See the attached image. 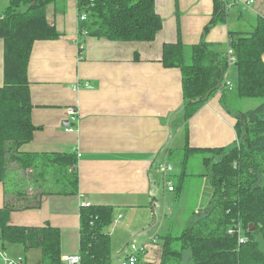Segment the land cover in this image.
Here are the masks:
<instances>
[{"label": "crops", "instance_id": "1", "mask_svg": "<svg viewBox=\"0 0 264 264\" xmlns=\"http://www.w3.org/2000/svg\"><path fill=\"white\" fill-rule=\"evenodd\" d=\"M230 1L234 5L226 22L215 25L205 35L207 42L218 43L224 49L230 30L249 32L255 19L264 16V0ZM9 2L0 0V11ZM155 10L162 18V28L153 41H111L85 36L80 52L76 43L79 20L76 0H55L47 6L46 18L61 35L33 44L27 76L31 121L36 130L20 151L74 153L78 191L44 194L39 208L11 211L9 224L49 223L57 227L62 256L78 254L80 207L110 205L113 220L106 231L114 250L112 264L124 256L129 243L143 248L137 264H158L162 246L157 237L164 224L156 213L160 206L159 187L162 185L164 200L167 193L158 165L166 151L169 160L174 146L183 148L186 142L190 147L211 148L230 145L237 139V113H231L225 105L230 92H225L222 99V93L213 94L185 120L181 108V72L178 68H165L160 61L164 43L199 42L213 12V0H155ZM2 46L0 39V85ZM262 58L264 61V54ZM69 108L77 116L74 125L70 123L71 131L66 130L72 119ZM17 182L20 186L22 181ZM4 201V185L0 182V208ZM0 246L10 250L8 257L2 252L4 262L24 256L21 264H41L40 253L33 260L28 258L31 249Z\"/></svg>", "mask_w": 264, "mask_h": 264}, {"label": "trees", "instance_id": "2", "mask_svg": "<svg viewBox=\"0 0 264 264\" xmlns=\"http://www.w3.org/2000/svg\"><path fill=\"white\" fill-rule=\"evenodd\" d=\"M55 0H10L0 11L3 82L0 85V182L5 201L0 208V242L17 244L25 251L39 248L41 264H62L61 233L57 227L9 224L11 211L39 208L44 194H76L77 157L72 152L32 153L20 151L36 127L31 121V97L27 68L35 41L60 37L46 18L47 6ZM77 43L86 36L111 41H153L162 28L155 0H76ZM222 0H213V12L198 43L181 40L164 43L161 63L181 72V108L189 119L219 88L227 71L224 46L209 43L206 33L226 22ZM228 45L235 55L236 98L261 99L254 109L236 115L237 139L230 145L190 147L186 142L183 164L189 155L203 152L212 193L207 208L178 235L165 232L158 264H182L184 250L192 264H264V16L255 19L249 32L230 30ZM226 90H222L224 98ZM224 104V103H223ZM73 125V124H72ZM16 163L37 191L26 194L19 176L9 169ZM187 174L182 171L174 190L182 189ZM22 176V175H20ZM173 190V191H174ZM9 194L24 200L18 207ZM113 220L110 205H82L79 209L80 264H112L111 238L106 228ZM231 231V232H229ZM243 241H240V239Z\"/></svg>", "mask_w": 264, "mask_h": 264}, {"label": "rangeland", "instance_id": "3", "mask_svg": "<svg viewBox=\"0 0 264 264\" xmlns=\"http://www.w3.org/2000/svg\"><path fill=\"white\" fill-rule=\"evenodd\" d=\"M232 7H230V9ZM226 15L228 16V12L226 13ZM76 43H77V40H76ZM226 50H227V47L225 51ZM234 64H231V67L229 66L230 67L229 71L232 68V74L230 75L228 73V77L230 78V80L233 81L231 82L232 88L231 89H228V88L218 89L215 93H222V90L223 91L226 90V92H230L229 94H227L228 95L227 100L229 102L225 103V105L227 106V109L231 111V113L239 114L249 109L256 108L258 105L262 103V100L233 97L234 95L232 93V90H233V84L235 81V74H234V69L232 66ZM225 77L226 75H224V78ZM71 124L74 125V123H71ZM166 153L164 157L166 156V159L168 160V157H169L168 150L166 151ZM205 156H209V154L203 153V152L191 154L188 156L186 163L183 164L182 162H183V157H184V150L181 146H174L171 157L168 160L173 165V168H174V172L171 175H169L170 176L169 181H171L173 186L177 185L179 175L182 171H184L187 174H191V175L186 176L184 178V180L182 181V189L179 193L175 190H174L175 192L167 191L165 195V200L163 197V194H164L163 188H162V185L160 184L161 185L159 187L160 195H158V198H159L158 205L160 206H159V210L156 212L157 218L160 220L162 219L164 220V224L160 231V234L164 233L165 230H167L173 235H178L188 223L196 219L197 215L201 214L207 208V205H208L211 193H212V189L210 186L209 177L206 175L207 169L204 166L203 161H202L203 157ZM14 167L16 168V170ZM9 168L10 170L15 171L17 174H19V176L17 177V180H20L26 183V185H24L25 187L24 189H26V191L31 187V190H28L26 192L27 195L31 196L37 192L34 189V186H32L30 182L23 180V179H19L20 175H23V174L27 175L28 172L25 173L14 162L13 163L11 162L9 164ZM14 197H15V200H14L15 206L20 207L25 204L24 200L16 197L15 194L8 196V199H10L11 201V199L13 200ZM164 202H165L166 208L164 206ZM163 208L165 209L163 210ZM166 215L167 217L165 218ZM157 239H158L159 244L162 246L161 239L159 237H157ZM0 244L2 243L0 242ZM10 245L21 248V246L17 244H10ZM140 249H141L140 250V253H141L143 251V248L141 247ZM0 251H1L0 264H6V262L2 260V256L5 254L8 257L10 250L5 251L4 249H2V246H0ZM2 252H4V254ZM112 252H114L113 249H112ZM37 253L41 254L40 249L32 248L31 252H29L27 256L29 259L31 258L33 260L35 259ZM12 260H16L19 262L18 258L17 259L15 258ZM21 260L22 261L24 260V256L21 258ZM182 264H192L189 250H184Z\"/></svg>", "mask_w": 264, "mask_h": 264}, {"label": "built area", "instance_id": "4", "mask_svg": "<svg viewBox=\"0 0 264 264\" xmlns=\"http://www.w3.org/2000/svg\"><path fill=\"white\" fill-rule=\"evenodd\" d=\"M222 2L224 4L225 13H227L228 10L230 9V7H232L234 5V2L230 1V0H222ZM83 19H85L84 15L79 16V20H83ZM82 34L84 36H86V31H84ZM78 47L80 48V52H81L82 48H83V44H78ZM225 56H226L228 68H227V71L225 74L226 77L224 78L223 82L221 83L219 89H223V88L231 89L232 88V84H231V81L229 80L228 73H229V68L231 67V64L235 63V55H234V52L230 48L229 45H227V50L225 52ZM68 113L72 116V119H71V122L70 121L68 122L66 130L71 131L73 129V127H72L73 125L71 126L70 123H74L77 116H76L75 110L72 108H69ZM158 171L163 176L164 189L167 191H173L174 186L171 183V181H169V178H168L169 175L173 171V165L166 159V156L164 157V160L161 162V164L158 165ZM229 232H231V231H229ZM240 241H243V239L241 238ZM140 248L141 247H137L134 243H129L128 245H126L124 248V252L126 254L123 258L118 260L117 264H137V260H138L137 257H138V254L140 253V250H141ZM18 259H19V262L16 260H12V259H5V260H6L7 264H21L22 260L20 258H18ZM61 262H62V264H80V256L78 254L63 255V256H61Z\"/></svg>", "mask_w": 264, "mask_h": 264}, {"label": "water", "instance_id": "5", "mask_svg": "<svg viewBox=\"0 0 264 264\" xmlns=\"http://www.w3.org/2000/svg\"><path fill=\"white\" fill-rule=\"evenodd\" d=\"M0 17H1V14H0ZM67 124H68V123H67ZM67 124H66V125H67Z\"/></svg>", "mask_w": 264, "mask_h": 264}]
</instances>
